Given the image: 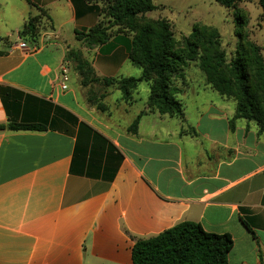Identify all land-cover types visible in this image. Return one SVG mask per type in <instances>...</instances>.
<instances>
[{"label":"crops","instance_id":"0c3cea01","mask_svg":"<svg viewBox=\"0 0 264 264\" xmlns=\"http://www.w3.org/2000/svg\"><path fill=\"white\" fill-rule=\"evenodd\" d=\"M101 10L94 0H0V125L45 128L0 132V264H133L137 240L182 222L231 235L229 264H264V134L205 85L174 84L184 118L151 110L149 85L129 102L107 89L99 111L88 100L97 86L82 85L70 52L99 78L142 75L131 36L92 49L77 40ZM29 17H39L32 53L15 47Z\"/></svg>","mask_w":264,"mask_h":264},{"label":"trees","instance_id":"16d2710c","mask_svg":"<svg viewBox=\"0 0 264 264\" xmlns=\"http://www.w3.org/2000/svg\"><path fill=\"white\" fill-rule=\"evenodd\" d=\"M94 1L100 2L101 5L103 2ZM212 1L231 8L244 0ZM259 5L264 17V0H259ZM107 7L102 5L97 25L86 32H77V40L89 49L107 43L113 36L129 35L137 15L157 9L151 0H117ZM38 26L39 17H29L20 32V37L26 43L35 45L38 42ZM173 47L174 36L171 27L166 21H160L157 23V30L152 25H146L132 38L129 59L142 70L139 78H99L92 64L83 58L81 52H70L68 59L75 62L84 87L101 84L105 89H110L115 86L123 93V100L129 102L140 84L146 82L149 85L148 106L151 110L161 115L184 118V106L176 97L178 89L174 87L173 79L184 78V68L193 61V58L176 54ZM223 63L221 54L207 56L200 61L199 67L208 86L223 98L229 100L230 97H234L237 102L235 119L254 122L259 132L264 134V105L259 104L252 95L244 66L241 63H232L227 77L221 71ZM260 73L264 74V71ZM233 85L237 88L235 92ZM88 100L99 111L106 110L104 103H95L90 97ZM137 125L136 120L130 131L136 132ZM44 129L43 126L35 124L0 125V132ZM233 243V238L229 234L210 233L198 223L182 222L155 237L137 240L132 249L133 264H229V253Z\"/></svg>","mask_w":264,"mask_h":264},{"label":"rangeland","instance_id":"374dc122","mask_svg":"<svg viewBox=\"0 0 264 264\" xmlns=\"http://www.w3.org/2000/svg\"><path fill=\"white\" fill-rule=\"evenodd\" d=\"M102 1V5L107 7L117 0ZM151 1L157 9L137 15L128 34L134 38L146 25H152L157 30L160 21L170 25L174 36V52L193 58L184 68V78L173 79L175 85L182 83L183 87H210L199 64L207 56L221 54L223 74L229 77L231 64L241 63L252 95L259 104L264 105V74L260 73L264 71V17L259 0H244L231 8L212 0ZM96 86L89 97L95 103H103L109 93L101 84ZM115 88L112 86L110 89ZM147 89L148 84L142 82L139 88L142 97H145ZM233 90H237L236 85H233ZM114 93V99L122 97L120 91ZM229 103L237 106L234 97L229 98Z\"/></svg>","mask_w":264,"mask_h":264},{"label":"built area","instance_id":"2783aa9c","mask_svg":"<svg viewBox=\"0 0 264 264\" xmlns=\"http://www.w3.org/2000/svg\"><path fill=\"white\" fill-rule=\"evenodd\" d=\"M15 47L22 49L28 53L35 52L38 49V47L36 45L29 46L28 44H26L24 42L16 45ZM68 74H69V67H68V65H66L62 68V75H61L62 76V83H61L62 90L67 89V83L69 81Z\"/></svg>","mask_w":264,"mask_h":264}]
</instances>
